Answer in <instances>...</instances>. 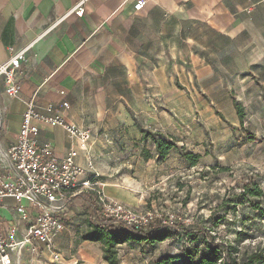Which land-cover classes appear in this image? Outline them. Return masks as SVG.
<instances>
[{"label": "crops", "instance_id": "obj_1", "mask_svg": "<svg viewBox=\"0 0 264 264\" xmlns=\"http://www.w3.org/2000/svg\"><path fill=\"white\" fill-rule=\"evenodd\" d=\"M136 1L0 0V64L9 59L10 47L26 49L17 76L18 97L6 93L0 75V159L17 142L27 101L34 99L42 112L50 104L67 101L70 107L59 114L91 131L89 149H79L62 126L41 122L39 143H51L59 157L76 147L78 164L94 165L98 176L88 172L87 177L105 199L127 202L128 192L101 177L98 165L106 157L101 148L122 145L132 134L142 138L137 115L148 109L136 112L129 101L162 94L167 82L164 69L182 67V60L213 74L216 58L209 59L213 53L226 63L229 49L240 50L244 37H252L245 47L253 52L259 50L255 39L264 47V0H146L139 11L134 9ZM202 51L208 59L199 56ZM183 52L187 60L182 59ZM259 66L255 63L251 70L260 71L256 78L264 87ZM80 193L71 198L63 217L65 228L54 239L53 250L35 242L36 251L26 247L21 257L13 253V264H109L100 242L83 239L89 211ZM17 205L10 197L0 201L4 225L13 221ZM29 224L20 223L19 236ZM129 246L119 245L128 257L134 251ZM54 251L59 261H54ZM120 261L125 264L121 254Z\"/></svg>", "mask_w": 264, "mask_h": 264}, {"label": "rangeland", "instance_id": "obj_2", "mask_svg": "<svg viewBox=\"0 0 264 264\" xmlns=\"http://www.w3.org/2000/svg\"><path fill=\"white\" fill-rule=\"evenodd\" d=\"M251 42L252 37H244L239 41L240 50L230 48L226 63L213 53L209 57L216 58L213 74L182 60V67L164 69L167 82L162 94L150 93L147 99L129 101L136 112L148 109L137 115L139 127L154 131L160 127L165 136L178 141L179 148L167 161L145 160L143 149L147 147L155 155L154 145L132 134L122 145L101 148L106 157L98 165L101 177L128 192L129 202L123 203L131 209L153 214L157 223L170 219L210 223L217 240H242L241 248L264 244V219H259L247 203L235 206V202L229 212L220 205L252 180L264 189V93L256 78L260 71L251 70L255 63L264 65V47L255 39L259 50L253 52L252 47H245ZM198 54L208 59V53ZM182 59L187 60L188 54L183 52ZM262 66L259 68L264 70ZM233 98L245 107L244 127ZM192 151L201 154L196 166H190L182 156V152ZM176 243L166 240L155 250L135 243L127 248L134 250L129 252L132 256L121 249L119 253L125 264H153L163 252L175 253Z\"/></svg>", "mask_w": 264, "mask_h": 264}, {"label": "built area", "instance_id": "obj_3", "mask_svg": "<svg viewBox=\"0 0 264 264\" xmlns=\"http://www.w3.org/2000/svg\"><path fill=\"white\" fill-rule=\"evenodd\" d=\"M145 4L146 0H137L134 9L139 11ZM9 50V59L0 64V75L4 78L6 93L18 97L21 85L17 76L26 49L16 51L10 47ZM69 107V102L63 101L48 105L42 112L34 99L27 101L17 142L0 159V201L10 197L18 203L13 221L6 225L0 221V264H13V253L21 257L26 247L36 251L35 242L53 250L54 239L65 228L63 217L76 192L97 190L103 215L117 223L145 229L157 224L151 213H140L122 201L105 199L96 183L87 177L88 172L98 176L94 165L91 162L87 168L79 165L76 147H72L65 157H59L51 143H39L38 123L41 122L62 126L79 149H89L91 131L68 123L59 114L61 109ZM22 222L30 224L19 236ZM174 222V219L161 221L164 225ZM52 257L54 261L60 260L59 253L55 251Z\"/></svg>", "mask_w": 264, "mask_h": 264}, {"label": "trees", "instance_id": "obj_4", "mask_svg": "<svg viewBox=\"0 0 264 264\" xmlns=\"http://www.w3.org/2000/svg\"><path fill=\"white\" fill-rule=\"evenodd\" d=\"M264 90V87L261 86ZM233 106L240 125L245 126L246 111L243 103L233 98ZM143 143L151 142L154 145L155 155L145 147L142 156L145 160L155 158L156 162L163 163L170 157L174 149L179 148L178 141L169 139L164 133L140 127ZM183 158L190 166H196L201 154L196 152H182ZM89 211L87 218L88 229L83 236L84 240L100 242L103 257L109 264H121L119 245L130 243L145 244L154 250L157 245L166 240L177 242L175 253H164L155 259L154 264H264V244L254 248H241L242 240H217L210 223L174 222L164 225L161 222L148 228L128 227L117 223L113 218L103 215L100 195L97 190H88L80 193ZM237 199L239 202L237 203ZM264 189L252 180L243 185L240 193L231 198H225L220 209L230 211V205L235 203L248 204L252 212L257 213L259 219H264ZM213 220L212 218L210 219ZM210 221V222H211ZM219 222H215V225Z\"/></svg>", "mask_w": 264, "mask_h": 264}]
</instances>
